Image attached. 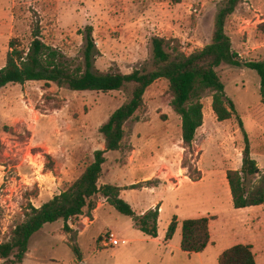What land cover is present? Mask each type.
I'll list each match as a JSON object with an SVG mask.
<instances>
[{
    "label": "rangeland",
    "instance_id": "rangeland-1",
    "mask_svg": "<svg viewBox=\"0 0 264 264\" xmlns=\"http://www.w3.org/2000/svg\"><path fill=\"white\" fill-rule=\"evenodd\" d=\"M223 1L0 0V69L10 42L17 39L28 48L39 25L43 41L75 66L85 67L91 29L94 71L151 70L154 37L177 39L186 54L210 44ZM262 23L264 0H245L228 18L225 30L241 59L264 60ZM218 73L248 134L252 157L264 172L260 77L242 67L222 66ZM131 94L132 87L104 94L74 92L46 82L0 89V242L25 221L30 205L40 208L84 173L95 152L105 149L101 126ZM210 100L211 94L203 98L205 127L193 149L184 151L181 117L171 106L169 82H155L126 124L121 150L106 154L100 185L153 181L161 189H152L153 185L126 190L122 198L137 214L163 202L159 232L167 231L174 217L209 219L211 247L199 256L176 255L169 264H219L224 251L241 244L252 246L259 264H264V206L235 209L226 177L227 171L241 169L244 136L237 117L217 121ZM192 166L204 176L198 183L189 178ZM96 210L90 220L86 216L70 220L72 233L64 231L63 221L44 226L31 238L24 264H154V246L134 228L132 219L102 196ZM80 227L89 229L79 237ZM109 231L131 243L103 247L100 237ZM73 244L80 247L83 263L77 261Z\"/></svg>",
    "mask_w": 264,
    "mask_h": 264
},
{
    "label": "trees",
    "instance_id": "trees-1",
    "mask_svg": "<svg viewBox=\"0 0 264 264\" xmlns=\"http://www.w3.org/2000/svg\"><path fill=\"white\" fill-rule=\"evenodd\" d=\"M245 0H224L220 3L214 24L212 42L191 54L181 50L177 39L154 37L152 40L153 68L135 70L130 74L121 72H99L93 68L95 43L91 29L87 35L88 48L85 54V67L75 66L64 56L43 41L40 26L32 34L28 48L13 39L5 66L0 69V89L9 85H24L27 82H46L66 87L74 92L111 93L132 87L130 99L117 109L108 122L100 128L105 140V149L95 152L94 161L84 173L64 192L54 196L40 208L30 205L25 221L18 224L11 237L0 242L2 264H24L29 251L31 238L47 224L63 221L64 231L72 233L68 225L72 219L86 216L92 218L97 208V198L102 196L108 205L120 214L132 219L134 226L144 235L157 238L159 235L160 207L137 214L132 206L121 198L123 190L149 188L153 181H146L121 188L117 185H100L108 152H118L126 136L125 126L131 121L144 103L147 90L158 80L169 82L172 97L171 106L181 117L182 142L186 150H192L198 130L204 124L203 98L211 94L212 110L218 122L230 121L237 117L244 136L240 170L226 173L232 195L233 206L244 210L264 205V172L252 157L248 134L236 107L226 94L218 69L222 66L242 67L257 72L260 77V96L264 106V60L245 61L234 51L230 37L226 33V23ZM264 35V23L259 25ZM75 66V67H74ZM187 167V166H186ZM189 178L193 182L202 180L198 168H189ZM155 187V185L153 186ZM179 221L174 217L167 233L166 241L173 239ZM211 241L208 218L188 219L182 222L181 248L188 253H202ZM76 259L83 263V255L77 244L71 245ZM219 264H257L250 245H236L224 251Z\"/></svg>",
    "mask_w": 264,
    "mask_h": 264
},
{
    "label": "crops",
    "instance_id": "crops-1",
    "mask_svg": "<svg viewBox=\"0 0 264 264\" xmlns=\"http://www.w3.org/2000/svg\"><path fill=\"white\" fill-rule=\"evenodd\" d=\"M28 83V82H27ZM18 85V84H17ZM211 104H212V100H210L209 101V107L211 106ZM208 115H209V117L210 118H213L212 116V113L210 112V110H209V112H208ZM206 116H207V113H204V124H203V126L198 130V132H200V130H202L204 127H205V125H206ZM198 132H197V135H198ZM209 133V132H208ZM197 137V136H196ZM181 144H182V146H183V150L185 151V148H184V145H183V142H181ZM200 164V163H199ZM242 166V165H241ZM236 170H239V169H236ZM204 174V173H203ZM202 179H204V176H203V178ZM193 182V181H192ZM200 182V181H199ZM139 183H141V182H139ZM195 183H198V182H195ZM137 184V183H136ZM131 185H134V184H131ZM131 185H126V186H120L121 188H126V187H129V186H131ZM143 189H149V188H143ZM152 189H161V188H157V186H155L154 188H152ZM164 189V188H163ZM126 190H123L122 192H121V198L123 197V194H124V192H125ZM105 199V198H104ZM106 200V199H105ZM107 202V201H106ZM156 202H158V201H156ZM156 202H154L153 203V207L152 208H149V209H154V208H156V207H160V217H161V214L163 213V206H162V203L163 202H161L159 205H156L155 206V203ZM110 206V205H109ZM264 206V205H263ZM259 207H261V206H259ZM148 209V210H149ZM98 210H96L95 211V213H93V216L95 217V220L93 221V222H91V224L92 223H94L95 221H96V212H97ZM144 212H146V211H144ZM143 212V213H144ZM142 214V213H141ZM89 220H90V218H88ZM178 219V218H177ZM196 219H198V218H196ZM160 220V219H159ZM173 220V219H172ZM85 221H86V219L84 220V221H82L83 223H85ZM178 221H179V225H178V228H177V230H176V233H175V235H174V237H173V239L172 240H170V241H166V233H167V231H164V232H159V235H158V237L157 238H151V237H148V236H146V237H148V238H150L149 240H148V242L149 243H151V244H153V250H152V253H153V262H154V264H164L165 262H167L168 264L169 263H172L173 261H174V258L176 257V255H181L182 253L183 254H186V255H190V256H193V255H196V256H199V255H201L202 253H188V252H185V251H183L182 250V248H181V243H182V222L183 221H180L179 219H178ZM170 225V224H169ZM169 227V226H168ZM134 228H135V226H134ZM89 228H86V229H84L83 230V228L82 227H80V228H78L77 230H79V234H77L76 233V235L78 236L79 235V237L82 235V234H84L87 230H88ZM168 230V229H167ZM139 231V230H138ZM109 232H112V231H109ZM143 234V233H142ZM144 235V234H143ZM101 238H102V236L100 237V241H101ZM124 240V242H122L121 240V242L123 243V246L124 247H126L127 245H129L130 243H131V240H129V239H123ZM101 243V242H100ZM102 245V244H101ZM122 246V244L119 246V247H121ZM211 246H210V243H209V245H208V247L206 248V250H208L209 248H210ZM114 248V247H113ZM115 248H118V247H115ZM205 250V251H206ZM204 251V252H205ZM256 261H257V264H259V262H258V260L256 259Z\"/></svg>",
    "mask_w": 264,
    "mask_h": 264
},
{
    "label": "built area",
    "instance_id": "built-area-1",
    "mask_svg": "<svg viewBox=\"0 0 264 264\" xmlns=\"http://www.w3.org/2000/svg\"><path fill=\"white\" fill-rule=\"evenodd\" d=\"M101 244L103 247H119L121 244H123L113 232H108L101 238Z\"/></svg>",
    "mask_w": 264,
    "mask_h": 264
}]
</instances>
